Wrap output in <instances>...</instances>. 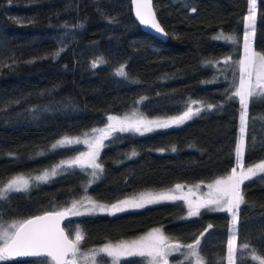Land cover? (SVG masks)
Instances as JSON below:
<instances>
[{"label":"trees","instance_id":"16d2710c","mask_svg":"<svg viewBox=\"0 0 264 264\" xmlns=\"http://www.w3.org/2000/svg\"><path fill=\"white\" fill-rule=\"evenodd\" d=\"M153 4L166 40L142 30L130 0H0V185L15 173L39 171L84 150L82 143L52 145L109 125L108 117L139 98L147 117L180 115L192 101L212 105L180 125L146 133L117 129L99 150L102 170L95 180L90 182L86 164L67 163L47 182L0 201V224L69 208L85 195L113 202L146 189L211 181L237 165L244 110L233 93L241 77L238 40L250 0ZM218 33L238 40L216 39ZM252 45L264 55V0H256ZM121 65L126 76L117 74ZM244 139L242 164L263 160L264 96L249 98ZM240 190L245 202L238 212L235 264H259L250 249L264 257V172L244 180ZM188 211L186 200H166L115 214L71 216L64 228L70 238L79 230L84 236L79 247L89 250L161 226L169 239L183 244L199 238L205 264H228L231 213L201 208L190 217ZM245 243L250 249L242 248ZM98 259L109 262L105 254ZM144 261L130 256L119 264ZM0 264L51 262L39 257Z\"/></svg>","mask_w":264,"mask_h":264},{"label":"snow or ice","instance_id":"6c2138e0","mask_svg":"<svg viewBox=\"0 0 264 264\" xmlns=\"http://www.w3.org/2000/svg\"><path fill=\"white\" fill-rule=\"evenodd\" d=\"M136 4V16L140 22L144 25H148L151 28L157 30L160 33L164 32L160 24L156 21L155 12L152 9L151 0H134ZM250 10L247 16L248 29L244 33V48H245V60L241 61V71L243 75L240 77L239 87L233 93V96L239 97V101L243 106V113L241 115V137L239 144L236 147L237 164L240 166L241 171L237 173L236 168L231 170V175L226 179H218L215 181L216 194L211 196L208 200L197 203L195 206L191 201L188 202V216H198L201 208L213 207V210H226L231 213V228L232 235L227 241L228 249V264H235L236 251H237V227L239 224V208L243 204L244 196L241 193L240 185L244 180L249 179L250 176L256 175V173L264 172V162L249 167L246 171L243 169V165L240 160L245 150L244 139V124L247 114V107L249 97L254 95L264 96V55H258L254 51L250 50V36L254 35V24L256 19V0H250ZM194 12L195 9H192ZM216 39L234 40L235 37L224 36L221 34ZM59 55V53H57ZM230 59V58H229ZM227 62V61H226ZM95 63V62H94ZM117 74L120 76H126L124 66L121 65L117 69ZM255 75V83H253V76ZM232 97H229L231 99ZM198 103L192 101V104ZM209 108L212 105H208ZM201 107L193 108L188 106L187 110L177 117L170 118L169 120H120L118 117H108L109 121H117V124L109 123L106 129L93 130L99 131L98 136L94 141V149L88 153V163L92 168L102 170L101 165L96 163V157L102 148L103 141L111 135L113 131H133V132H150L157 128H167L171 125H180L185 121L191 119L194 115L199 114ZM80 143L79 139H70L65 137L64 139L57 141L52 145L55 149L58 146H64L67 144ZM175 151V149H172ZM136 155L135 152L132 153ZM63 163V162H62ZM70 165H79L84 167V160L81 157H77L72 161L67 162ZM61 167L58 165L57 168ZM57 168H53L51 171L45 170L41 175L32 178L15 177L9 180L3 187H0V201L7 200L12 192H20L26 190L31 180L39 182H47L50 177L57 175ZM96 175L95 172L92 174ZM182 185L177 184L175 189H182ZM211 188L212 185H209ZM187 199V197L177 196L173 190L160 193H144L138 198L132 200H124L118 204H113L111 207H107L102 204H94L88 202V207L85 208L86 212H109L115 214L122 212L128 208H142L147 204H153L166 200H181ZM78 204L80 202H72L69 208L57 212H46L44 215L35 216L29 219H25L16 223H13L8 229L0 230V261L10 260L16 257L34 256L45 257L50 260L51 264H80L77 257L80 253V242L84 239V236L77 231L75 239H69L64 230L60 227V221L66 216H77L82 213L78 210ZM82 206V205H81ZM209 228L212 226L209 225ZM201 237L203 233L200 234ZM200 239L197 238L192 244L180 245L171 244L167 238L163 236L160 229H154L153 233L146 238H142L139 241H133L131 243H121L116 246L105 245L100 248L98 252H91L88 255H84L82 258V264H96V256L99 253L106 254L111 257L114 264H119V260L123 256H148L151 258L150 264H168V256L170 252L180 251L181 248L187 249L185 252V259L194 261V264H205L203 257L200 254ZM242 247L246 250L250 249L249 244L245 243ZM251 258L259 261V264H264V257L255 255V249H250ZM71 257V258H69Z\"/></svg>","mask_w":264,"mask_h":264},{"label":"rangeland","instance_id":"374dc122","mask_svg":"<svg viewBox=\"0 0 264 264\" xmlns=\"http://www.w3.org/2000/svg\"><path fill=\"white\" fill-rule=\"evenodd\" d=\"M248 13H249V11H248ZM248 13L246 14L245 30H244V32H243L240 40H238L237 37L234 36L233 34H228V36L235 37V39L233 41H237L238 40L240 42V56H239L238 63H237L240 71H241V64H240V62L243 61V60H245L244 33L246 31H249V29H248V21H247ZM220 35L221 34L218 33L215 36L218 37ZM252 36L253 35L250 36V50L251 51H254L258 55H261L257 50L254 49V47L252 45ZM242 75H243V72L241 71V76ZM239 82H240V80H239ZM239 82H238V84H237L234 92L239 87ZM253 83H255V75L253 76ZM141 99L142 98L137 99V102L134 105H132L128 110H126L125 112H123L122 114L116 115V116H110V117H118L120 120H124L125 118H127L130 121H132V120H138V119L165 121V120H169L170 118H173V117H147V116H145L141 112V110L139 108V102L141 101ZM197 102L198 103H196V104H191V106L193 108L201 107V109H203L205 107H208L207 105H205V104H203V103H201L199 101H197ZM177 116H179V115H177ZM177 116H174V117H177ZM110 123L117 124L118 122L117 121H110ZM107 126L108 125L106 124L103 127L96 128L95 130L106 129ZM244 128H245V124H244ZM117 129H118V127H117ZM240 129H241V124H240ZM93 130H91L90 132H87L86 134H80V135H75V136H65V137L70 138V139H79L80 143L84 144V146H85L84 150L78 152L77 154H75V155H73L71 157L63 158V159L59 160L58 162H56V163H54V164H52V165H50L48 167L43 168L42 170L34 171V172H30V173H22V172L15 173L12 177H10L2 185H0V187H3L9 180H11V179H13L15 177H18L19 176V177H23V178H32V177L41 175L45 170L51 171L53 168H57L58 165H61V167L57 168V173H58L61 170V168L65 164H67V162L72 161V160H74L77 157H81V159L84 160L86 166H88L90 168L88 170H89L90 182H92L93 180H95L97 178V176H98L97 172H99V170L92 168L91 165L88 163V159H89L88 153L94 149V141H95V139L98 136H100V132L99 131H95L94 132ZM137 133H141V132H137ZM142 133H146V132H142ZM243 135H244V133H243ZM65 137H61L57 141H60V140L64 139ZM240 137H241V131H240V135H239L238 140H237V145L239 144ZM57 141H55L54 144H56ZM73 144H78V143H73ZM67 145H72V144H67ZM237 145H236V147H237ZM97 157H98V155H97ZM97 157H96V161H95L96 163H98ZM261 162H264V159L263 160H260V161H258L256 163H254V164H251L249 166H244L242 164V158L240 160V163L243 165V169L245 171L249 167H254L257 164H260ZM234 168H236L237 173H239L241 171V168H240V166H238V164ZM93 172L96 173L95 176L92 175ZM229 175H231V171L228 172L226 175L221 176V177L216 178V179L211 180V181H200V182H196V183H193V184H181L180 183V185L183 186L182 189H175V186L177 184H175V185H173L171 187H168V188L161 189V190L146 189V190L139 191V192H137V193H135V194H133L131 196L124 197V198L118 199V200L113 201V202H102V201H98V200L94 199L93 197H91L89 195H85V196L81 197L79 200H77V202H80V204H78V210L82 214L99 213V211H96V212H86L85 211V208L89 206L88 205V202L89 201L93 202L94 204H102V205H105L107 207H111V205L118 204L121 201H124V200H132V199L138 198L141 194H144V193H154L155 194V193H160V192H168L169 190H173L174 191V194L177 195V196L187 197V199H184V200H186L187 202L191 201L192 204L195 206L197 203H202V202L208 200L211 196H215V194H216V187H217L215 185V181L218 180V179H226ZM34 182H39V181L31 180L28 188ZM209 185H212V187L210 188ZM208 208L211 209V210H213L214 209V206L213 207H208ZM104 213H109V212H104ZM16 222L17 221L0 224V230L8 229L13 223H16ZM154 229H160L161 230V233L163 234V236L166 237L167 240H168V242L171 243V244H177L178 243L180 245H187V244H192L194 242L193 241L191 243L183 244V243H180V242L171 240V239H169V236L164 232V230L162 229L161 226H154V227L148 229L147 231H145L143 233H140V234H138L136 236L130 237V238H123V239H119V240H116V241H107V242H104V243H100V244H97V245L93 246L89 250H81L80 249V253L78 254L77 259L80 262V264H82V258H83L84 255H88L91 252H98V250L100 248L104 247L105 245L116 246V245H119L121 243H131L133 241H139L142 238H146L150 234H152ZM77 231H79V230L73 231V234H72V238L73 239H75V234H76ZM231 235H232V228H231V224H230V227H229V238L231 237ZM237 248H238V245H237ZM186 251H187V249L181 248V250L178 251V252H176V251L170 252V254L168 256V264H194V261H189V260H186L185 259V252ZM99 254H103V253H99ZM98 255L96 256V264H101L100 261H99V259H98ZM255 255H258V254L255 253ZM127 257H129V256H123V257L120 258V260L123 259V258H127ZM69 258H71V257H69ZM144 258H145L144 264H150L151 258L148 257V256H144ZM120 260H119V263H120ZM108 264H114V262H113V260H112L111 257H109Z\"/></svg>","mask_w":264,"mask_h":264},{"label":"water","instance_id":"95a60500","mask_svg":"<svg viewBox=\"0 0 264 264\" xmlns=\"http://www.w3.org/2000/svg\"><path fill=\"white\" fill-rule=\"evenodd\" d=\"M131 2V10H132V14H133V17L135 18V20L139 23L140 27L142 28V30H144L145 32H148L158 38H160L161 40H166L168 38V33L167 31L164 29L163 25L160 23L157 15H156V12H155V9H154V4H153V0H151V4H152V9L153 11L155 12V18H156V21L160 24L161 28L164 29V32L163 33H160L158 32L157 30L151 28L150 26L148 25H144L140 22L139 18L136 16V4L134 3V0H130ZM65 208H61V209H58V210H49V211H44V212H41V213H37V214H34L26 219H29V218H32V217H35V216H41V215H44L46 212H57V211H60V210H63ZM71 216H66L65 218H63L61 221H60V227L64 230L65 234L68 236L65 228H64V223L66 221H68L70 219ZM25 220V219H24ZM69 239H72L68 236ZM43 257V256H41ZM31 258H39V257H34V256H25V257H16V258H13V259H31Z\"/></svg>","mask_w":264,"mask_h":264}]
</instances>
